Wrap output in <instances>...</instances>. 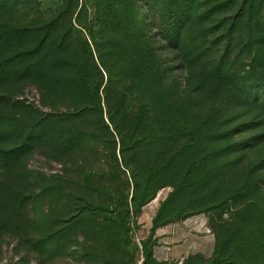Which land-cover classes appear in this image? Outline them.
Returning a JSON list of instances; mask_svg holds the SVG:
<instances>
[{"label": "trees", "instance_id": "trees-1", "mask_svg": "<svg viewBox=\"0 0 264 264\" xmlns=\"http://www.w3.org/2000/svg\"><path fill=\"white\" fill-rule=\"evenodd\" d=\"M22 33L36 41L12 64L26 62L22 72L47 107L32 126L45 132L46 157L71 155L78 175L80 164L108 161L110 176L129 182L127 213H139L166 187L169 206L200 175L211 182L215 173L203 166L264 143V0H60L40 28L15 35ZM220 92L258 116L224 120ZM206 111L210 121L192 133L188 117ZM247 132L254 134L244 142L229 141ZM88 177L95 186L84 180L76 192L108 193L100 174ZM200 260L256 264L224 258L215 235L211 256Z\"/></svg>", "mask_w": 264, "mask_h": 264}, {"label": "rangeland", "instance_id": "rangeland-1", "mask_svg": "<svg viewBox=\"0 0 264 264\" xmlns=\"http://www.w3.org/2000/svg\"><path fill=\"white\" fill-rule=\"evenodd\" d=\"M59 2L0 0V264H200V259L208 260L196 250L175 258L165 256L170 227L183 222L215 235L223 244L224 258L264 264V143L248 150L237 148L230 158L203 166L205 172L214 171L211 182L200 175L169 206L166 200L173 189L159 190L137 214L126 211L129 182L119 173L111 177L108 161L80 164L78 175L71 155L60 156L54 150L51 158L46 157L41 139L45 132L33 131L32 126L43 119L47 107L22 72L26 62L15 65L12 58L36 41L15 32L40 28ZM161 9H153L150 17L157 18ZM181 72L176 71L179 83L185 77ZM226 94L220 92L215 100L224 101L219 109L229 110L220 112L221 118L243 116L234 121L238 124L258 116L257 109H237L232 97L229 104ZM207 116V111L190 114L192 133L210 121ZM251 134L229 141L244 142ZM91 170L102 176L105 195L76 192L77 185L95 186L96 181L88 177Z\"/></svg>", "mask_w": 264, "mask_h": 264}, {"label": "crops", "instance_id": "crops-1", "mask_svg": "<svg viewBox=\"0 0 264 264\" xmlns=\"http://www.w3.org/2000/svg\"><path fill=\"white\" fill-rule=\"evenodd\" d=\"M168 233L170 244L166 247L167 258H175L193 250L205 257H210L213 252L214 236L210 232L199 231L195 226L183 222L171 226Z\"/></svg>", "mask_w": 264, "mask_h": 264}]
</instances>
